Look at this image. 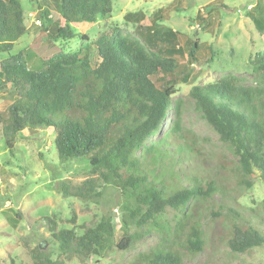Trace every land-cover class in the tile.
I'll list each match as a JSON object with an SVG mask.
<instances>
[{
  "label": "trees",
  "instance_id": "obj_1",
  "mask_svg": "<svg viewBox=\"0 0 264 264\" xmlns=\"http://www.w3.org/2000/svg\"><path fill=\"white\" fill-rule=\"evenodd\" d=\"M26 1L36 6L42 23L29 51L15 52L19 40L28 34L26 9L23 0H0V91L10 88L17 94L7 116L0 114L6 148L13 154L25 130L53 128L60 163L80 162L89 174L78 186L62 183L61 193L101 204L104 190L109 188L122 198L116 205L123 229L120 242H115L113 211L80 234L74 229L56 231V223L48 218L59 250L83 259L102 257L113 247L127 251L137 239L154 234L159 243L140 257L142 263L183 264L181 246L195 255L205 245L199 222L201 205H197L207 203L224 184L174 168L175 161L186 163L198 152L197 144L182 127V102L174 100L178 93L175 57L181 53L179 33L158 27L165 11L160 8L149 26L139 24L137 38L116 27L99 36L94 41L95 63L89 55L82 56V50L69 52L61 47L49 55L50 49L43 42L56 46L75 39V28L111 15L112 0ZM198 20L206 27L204 19ZM253 22L257 30L264 31L263 17H253ZM160 44L165 45L163 50ZM201 47L198 40L193 42L192 60ZM251 63L255 71L264 74V51L256 53ZM240 81L227 75L204 87H194L191 96L196 110L238 158L233 170L239 184L250 185L249 178L255 172L264 179V89L244 87ZM169 113L176 118L170 119L164 133ZM168 161L173 166L169 169ZM167 209L180 214L183 228L165 221ZM228 210L231 219H241L239 223L228 221L231 251L248 253L264 246V232L242 214ZM184 232L185 237H181ZM37 253L34 264H60L41 251Z\"/></svg>",
  "mask_w": 264,
  "mask_h": 264
},
{
  "label": "rangeland",
  "instance_id": "obj_2",
  "mask_svg": "<svg viewBox=\"0 0 264 264\" xmlns=\"http://www.w3.org/2000/svg\"><path fill=\"white\" fill-rule=\"evenodd\" d=\"M23 4L28 34L19 40L15 52L29 51L38 32L37 27H40L36 23L39 19L36 6L26 0ZM248 6H252L249 11ZM112 8L111 15L75 28L77 37L70 42L57 43L56 46L43 42V45L50 49L49 55L57 53L61 47L69 52L82 50V56L89 55L95 63L98 57L94 41L105 31L116 27L121 33L137 38L139 24L149 26L154 13L164 8L163 20H159L158 27L177 31L180 36L181 53L175 57L178 62L175 78L178 93L174 100L182 102L183 130L198 146V152L191 161L178 164L175 161L174 168L182 167L187 174H200L207 180L216 179L224 184L207 203L197 205V208L201 205L198 208L199 222L205 245L195 255L181 246L183 264H264V246L248 253H234L227 245L228 221L234 220L230 218L228 209L242 214L264 232V179L255 172L249 178L250 185L239 184L238 175L233 170L238 158L196 110L191 96L194 87H204L227 75L238 77L244 87L264 89V74L255 71L251 63L256 53L264 51V31L257 30L253 22V17L264 18V0H112ZM198 18L205 20L206 27ZM84 36L87 39H82ZM197 40L202 47L192 60L190 47ZM160 47L163 50L165 45L160 44ZM2 59L0 55V62ZM183 79L187 81L183 83ZM16 98V92L10 88L0 91L1 115L7 116V109ZM171 118H176V115L169 113L164 133L170 127ZM55 133L53 128L46 127L25 130L12 154L6 148L0 129V264H34L37 250L60 264H143L140 257L150 253L159 243L154 234L137 239L127 251L113 247L102 257L83 259L74 252L62 253L59 250L51 233L53 223L48 218L56 223V231L74 229L80 234L103 214L113 211L116 216L115 242H120L123 229L120 208L116 205L122 198L109 188L104 190L101 198L104 204L65 197L60 190L62 183L78 186L89 178V174L87 166L80 162L60 163L53 142ZM167 167H173L169 166V161ZM180 217L172 209H167L164 214L170 225L183 228ZM234 221L239 223L241 219L236 217ZM180 235L185 237V232Z\"/></svg>",
  "mask_w": 264,
  "mask_h": 264
},
{
  "label": "built area",
  "instance_id": "obj_3",
  "mask_svg": "<svg viewBox=\"0 0 264 264\" xmlns=\"http://www.w3.org/2000/svg\"><path fill=\"white\" fill-rule=\"evenodd\" d=\"M247 9H248V11L251 10V9H252V6H248ZM36 23H37L38 25L41 24V22H40L39 20H37Z\"/></svg>",
  "mask_w": 264,
  "mask_h": 264
}]
</instances>
